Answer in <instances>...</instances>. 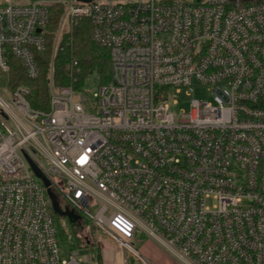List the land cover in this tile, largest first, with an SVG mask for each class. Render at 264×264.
Wrapping results in <instances>:
<instances>
[{"label": "built area", "instance_id": "obj_1", "mask_svg": "<svg viewBox=\"0 0 264 264\" xmlns=\"http://www.w3.org/2000/svg\"><path fill=\"white\" fill-rule=\"evenodd\" d=\"M54 6L50 109L0 92V264L98 263L62 258L49 187L116 242L115 264H154L142 240L177 264H264V0H0V70L12 56L39 78ZM85 18L112 61L93 94L53 78ZM196 85L213 101L173 112Z\"/></svg>", "mask_w": 264, "mask_h": 264}, {"label": "trees", "instance_id": "obj_2", "mask_svg": "<svg viewBox=\"0 0 264 264\" xmlns=\"http://www.w3.org/2000/svg\"><path fill=\"white\" fill-rule=\"evenodd\" d=\"M61 7L54 6L51 10L50 23L45 29L47 48L44 52H38L36 59L40 68V76L37 80H30L24 70L22 62L10 56V70L3 72L0 70V92L14 91L20 86L29 89L28 101L35 111L45 112L50 109L49 72L53 51V42L60 20ZM92 24L89 19H81L73 29L70 43L61 44V49L57 50L53 65V78L56 86L73 85L81 88L86 84V79L91 74H99V84L109 82L112 72V61L110 49L100 46L92 39ZM69 38V37H67ZM67 38L65 39L67 41ZM78 61L80 72L77 73L72 66L73 61ZM77 77L74 82L73 78ZM58 237L60 245L67 246L70 250L78 248H88L92 252L94 259L102 262L100 249L91 244L86 237H83L79 230L81 227H95L89 219L84 220L82 226L72 225L68 219L63 223L60 216L55 214ZM130 264H135L132 260L136 257L129 252ZM132 262V263H131Z\"/></svg>", "mask_w": 264, "mask_h": 264}, {"label": "rangeland", "instance_id": "obj_3", "mask_svg": "<svg viewBox=\"0 0 264 264\" xmlns=\"http://www.w3.org/2000/svg\"><path fill=\"white\" fill-rule=\"evenodd\" d=\"M99 74L94 72L86 79V89L92 94L97 91L99 84ZM192 98L213 101V94L206 88L200 85H196L194 89L188 93L182 92L181 94H176L175 97L171 100L170 106L171 110L176 114L181 113L183 110H188L190 108V101ZM176 101V103L174 102ZM66 217L60 216L59 220L61 222L66 221ZM83 237H86L87 240L91 244H95L102 254V262L97 264H115L119 261V256H116V252L118 250L116 242L108 236L104 234L101 230L95 227H81L79 230ZM135 249L146 259L150 260L154 264H177L173 259H171L165 252H163L160 248L156 247L154 244L147 242L146 240H142L139 243H136L134 246ZM70 249L67 246H61V256L64 259H69ZM125 259L124 264H130V255L129 251H124ZM88 255H92V252L88 248H82L80 250V257L87 258ZM136 260H132L135 264H144L141 258L135 256ZM121 261V260H120ZM123 262V260H122ZM131 262V263H132ZM80 264H93L89 261L81 262Z\"/></svg>", "mask_w": 264, "mask_h": 264}, {"label": "water", "instance_id": "obj_4", "mask_svg": "<svg viewBox=\"0 0 264 264\" xmlns=\"http://www.w3.org/2000/svg\"><path fill=\"white\" fill-rule=\"evenodd\" d=\"M85 1H91V0H85ZM33 168L37 175L41 177L47 186H49L50 182L45 177V175L37 168V166L32 162ZM48 193L52 199L53 202V208L57 215L66 217L72 225H78L80 223L81 216L75 212V210L70 209L68 207H62L56 194L52 191V189L48 188Z\"/></svg>", "mask_w": 264, "mask_h": 264}]
</instances>
